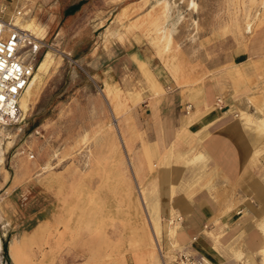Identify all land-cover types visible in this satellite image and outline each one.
<instances>
[{
  "label": "rangeland",
  "instance_id": "rangeland-1",
  "mask_svg": "<svg viewBox=\"0 0 264 264\" xmlns=\"http://www.w3.org/2000/svg\"><path fill=\"white\" fill-rule=\"evenodd\" d=\"M0 8L11 21L22 18L36 39V48L22 49L33 63L30 81L51 59L1 145L0 264H15L12 252L17 264L170 263L177 233H161V250L152 223L165 232L175 212L156 214L155 164L140 157L133 107L144 82L162 91L157 70L197 85L211 76L208 58L264 50V0H0ZM123 46L145 61L131 91L105 71L106 52ZM257 69L238 116L253 148L250 164L264 178L261 62ZM206 159L199 151L190 161ZM179 223L175 216L176 230ZM259 226L262 246L239 247L224 264H264V216Z\"/></svg>",
  "mask_w": 264,
  "mask_h": 264
},
{
  "label": "crops",
  "instance_id": "crops-1",
  "mask_svg": "<svg viewBox=\"0 0 264 264\" xmlns=\"http://www.w3.org/2000/svg\"><path fill=\"white\" fill-rule=\"evenodd\" d=\"M119 51L106 52L105 60H111L105 71L131 91V76L141 75L138 63L145 61L139 52ZM257 62L264 66V50L214 55L204 65L211 76L207 73L197 85L177 82L165 68L157 70L162 91L152 93L143 81L133 107L140 157L144 166L149 159L155 164L156 214L181 217L178 230L168 222L165 232L158 225L160 241L161 233H177L179 250L203 254L211 264L228 262L239 247L250 252L263 244L264 178L250 164L253 148L238 116L249 103L247 80L257 78ZM236 69L244 81L236 80ZM199 151L207 159L197 165L190 160Z\"/></svg>",
  "mask_w": 264,
  "mask_h": 264
},
{
  "label": "built area",
  "instance_id": "built-area-1",
  "mask_svg": "<svg viewBox=\"0 0 264 264\" xmlns=\"http://www.w3.org/2000/svg\"><path fill=\"white\" fill-rule=\"evenodd\" d=\"M3 12L4 8H0V146L9 138L10 128L19 119L21 109L18 100L33 70L32 60L21 54V45L26 42L37 47L35 37L13 25ZM164 264L211 262L203 254L181 249L175 253L170 263Z\"/></svg>",
  "mask_w": 264,
  "mask_h": 264
},
{
  "label": "bare ground",
  "instance_id": "bare-ground-1",
  "mask_svg": "<svg viewBox=\"0 0 264 264\" xmlns=\"http://www.w3.org/2000/svg\"><path fill=\"white\" fill-rule=\"evenodd\" d=\"M18 18H19V17H18ZM21 19H22V18H21ZM21 19L19 18V19H16V20H12L11 23H12L13 25H16V26L20 27L21 29H23L24 31H26L27 34L30 35V34H31V33H30L31 28L29 29V26H28L27 24H24V23L22 22ZM30 24H31V22H30ZM34 28H35V27H34ZM32 29H33V28H32ZM25 43H26V42L22 43V45H21V54H22L23 44H25ZM49 56H50V54H49ZM23 57H24V56H23ZM50 63H51V59L46 58V59L43 61V63L40 65V67H39V71H37V73H36V75L34 76V78H33L32 81H30V77H29V81H28V83H27L25 89H24L23 92L21 93V95H20V97H19V100H18L19 105H20V108H22V106L25 108V105L23 104V102L21 103L22 98H23L24 96H26V97L28 96L30 89L33 88L32 86L37 82V79H38V77H39V75H40V71L46 69V68L50 65ZM24 99H25V97H24ZM11 136H12V134L10 133V134H9V137H11ZM1 148H2V146H0V163H1L2 160L4 159V151H3ZM148 216H149V218H150V214H148ZM173 216H174L173 218H171L170 220H168V223H169L170 225H175V216H177L178 218L180 217L179 214H177V215H173ZM180 218H181V217H180ZM180 224H181V223H180ZM158 225H160V223H159L158 221H153L152 226H153L154 236H156V238L154 239V242H155V244L159 247V249H161V246H160V234H159V231H158V229H157ZM152 234H153V233H152ZM13 246H14V245H13ZM161 250H162V249H161ZM161 250H160V251H161ZM11 258H12V260L15 261V263L17 264V258L15 257V254H14L13 252H12V256H11Z\"/></svg>",
  "mask_w": 264,
  "mask_h": 264
}]
</instances>
